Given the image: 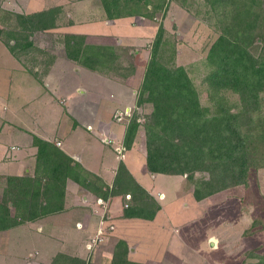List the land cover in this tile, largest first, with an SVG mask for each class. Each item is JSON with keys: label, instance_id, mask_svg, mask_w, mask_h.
I'll list each match as a JSON object with an SVG mask.
<instances>
[{"label": "crops", "instance_id": "1", "mask_svg": "<svg viewBox=\"0 0 264 264\" xmlns=\"http://www.w3.org/2000/svg\"><path fill=\"white\" fill-rule=\"evenodd\" d=\"M66 1L70 0H14L13 5L17 11L21 12L25 7L27 13H31L53 6H64ZM99 4V0H75L70 6L73 11L71 15L81 17L90 15L95 10H102L98 13H101L99 20L74 22V18L73 21L66 22L60 13L57 24L46 31L88 34L102 42L106 40L116 44L119 51L124 48L121 46L123 43H120L123 38L120 36L119 39L117 35L125 33L124 39L134 42L148 40L150 33H153L154 25L135 22V15L105 19L108 17L107 12ZM76 12L79 13L75 14ZM105 21L111 23L108 25ZM111 24L117 26V32H111ZM91 26L93 28H89ZM43 30L45 29L41 31L44 32ZM130 50L133 61L141 58L139 48ZM135 64L129 74L123 75L117 70L91 68L58 52L50 66L38 73V66L35 69L28 68L0 37V84L2 80L5 81V86L0 87L2 189L6 185L7 175L35 174L38 146L34 137L37 135L54 142L88 171L100 176L104 189L109 187L111 190V193L104 196L75 179L68 178L62 210L24 221L0 230V233L14 234L23 230L40 240L39 245L32 246L34 249L22 258L24 262L28 261L27 264H52L55 256L61 252L80 257L86 264H112L119 239H124L128 244L129 250L124 255L127 260L141 264H253L258 260V254L264 253V226L260 227V223H255L254 215L257 211L251 213L248 210L250 203L253 205L252 211L256 210L255 205L262 203L254 183L251 182V189L241 184L232 186L236 187L240 199L237 198V208L231 225H228L223 220L225 211L218 209L215 202L220 198L219 191L197 199L194 188L192 191L187 190L184 186L185 178L179 174L149 172L146 149L141 143L140 146L137 144L138 140L131 147L125 145L130 120H119L115 114L120 109L132 112V107L138 104L137 89H140L143 78L141 81L140 69ZM76 72H88L94 80L88 86L79 80H64L65 73L72 76ZM97 78L101 79L100 83H97ZM121 161L125 162L135 180L148 188L162 203L154 218L126 216L125 204L131 202L132 192L123 189L112 193ZM262 170L264 169L259 170V174ZM163 173L175 175L174 179L171 178L172 185L177 180L185 191L179 197L180 208L204 202L203 209L190 216L182 217L174 212L166 216L164 208L167 204L161 199L167 195L164 191L154 190L157 178L162 180ZM129 193L130 198L126 196ZM161 212L164 218L172 219L171 227H167L164 221L160 227L150 226L156 222ZM246 212L250 216L247 217ZM249 217L253 221H249ZM197 221L200 223H195ZM204 223L206 229L195 228V224ZM130 225L140 237L131 236L133 233L128 230ZM100 228L105 230L104 236L98 232ZM168 228L171 233H177L173 239L176 251L170 253L172 256H165V246L170 244L169 233L165 232ZM142 229L152 230V234H156L155 239L161 242V247L157 246L156 251H146L147 245L141 240L153 237L149 235V231ZM98 234L101 240L90 250L88 243L93 244ZM251 251L254 254L250 255ZM6 258L3 256V259ZM10 260L14 264L17 258L10 256Z\"/></svg>", "mask_w": 264, "mask_h": 264}, {"label": "trees", "instance_id": "2", "mask_svg": "<svg viewBox=\"0 0 264 264\" xmlns=\"http://www.w3.org/2000/svg\"><path fill=\"white\" fill-rule=\"evenodd\" d=\"M207 1L211 8L225 16L219 18L222 31L207 55L212 68L206 80L214 108L202 104L186 66L168 65L161 59V49L166 42L165 25L161 23L138 98V103L152 102L153 110L145 131L140 129L137 115L130 119L124 140L125 145L131 147L135 140L141 139L151 171L187 174L197 199L247 183L252 170L264 166V0ZM102 2L107 15L115 18L153 15L148 8L150 3L165 13L168 0ZM14 14L20 19L18 28L12 29L16 34L10 36L14 43L5 41L17 53L20 45L34 44L27 36L23 44L18 41L17 33L21 32L18 29L30 35L35 30L54 27L60 8ZM4 27L0 23V37ZM64 42L70 58L91 68L117 70L125 75L124 69L133 67V63L121 65V51L106 40L102 42L88 34L68 32L64 33ZM225 90L240 95L237 109L225 96ZM34 142L38 146L35 174L6 176L0 196V230L62 210L68 178L104 196L111 193L109 187L104 189L100 176L88 171L54 142L37 135ZM198 171H208L209 177H196ZM123 189L132 192V200L125 207L126 216L154 218L161 208L156 197L135 180L121 161L112 193ZM127 251V242L119 239L112 264H141L127 260L124 256ZM257 257L253 264H264V253ZM62 259L69 261L65 264H86L84 259L62 252L52 264H64Z\"/></svg>", "mask_w": 264, "mask_h": 264}, {"label": "rangeland", "instance_id": "3", "mask_svg": "<svg viewBox=\"0 0 264 264\" xmlns=\"http://www.w3.org/2000/svg\"><path fill=\"white\" fill-rule=\"evenodd\" d=\"M74 1L75 0L66 1L67 3H65L64 6L62 5L58 6L60 8V13L64 17V20L66 22H69L70 20L73 21L74 18H75L74 22L80 20H99V16L101 15V13L99 15L98 13L102 12V10L98 12H96L97 10H95L92 11L90 15H82L81 17H75L71 15L73 11H71L70 9L72 7V2ZM13 2L14 0H0V23L5 25L4 27L5 30L1 38H3L6 41H9L11 45L14 43V40L13 39L10 40V36H12V33L16 34L15 32H12V29L18 28V25L20 24V19L14 14L20 11L14 9L15 6L13 5ZM99 2H100L99 5L104 6L102 0H99ZM23 8H24L23 11H21L20 13L27 14V10H26L27 8L25 7ZM148 8L151 12H153V15H135L137 17V20L135 22L138 23L141 22V24L148 23L154 25L152 28L153 33H150V35L148 36V40H141V41L135 40L134 42L124 39L126 37L125 33H122L121 35H117L119 39L120 36L123 38V41L120 42L123 43V45L121 44V46L124 47L123 50L121 51V55H122L121 61L127 66L133 63V67L134 64L136 63L135 65L137 66V68L140 69L139 70L141 77L140 79L142 81L143 78L144 81V76H145L144 71L146 70V64L149 61L150 56L152 54L153 42L156 38L161 23L162 25L164 24L165 25L164 39L166 40V42L165 44H163V47L161 49V53H160L161 59L163 60V62L167 63L168 65L181 64L186 66L187 70L190 72V75L192 76L193 80L196 83L202 104L214 108L213 105L214 101L210 99L209 96L210 84L206 80V76L208 75L209 71L212 68L207 61V55L211 45L222 31L221 21H219V18L223 17L224 15L223 14L221 15V12H218V10L211 8V5L208 3L207 0H168L165 13L163 11L157 10L153 5V3H150ZM78 13L79 12H76L75 14ZM105 19L113 20L115 18L108 16L105 17ZM105 22H107L108 25L111 23V21H105ZM89 28H93V26ZM18 31H21L20 33H17L18 41H21L23 44L27 40L26 38L27 36L33 40L34 44L27 47L25 46L23 47L22 45H20V47L17 48V57L20 58L21 62L24 63L30 69H35L36 66H38L39 67V70H37L38 73L44 72L46 68L50 66L51 62L54 60L55 55H57L58 52H60V55H64V56L67 55L65 42H64V33H60V34L54 33L51 31H46V29L43 30L44 32H42L40 29V30H35L34 32H32V34L29 35V32H26L20 28L18 29ZM111 32H117L116 25L111 24ZM6 45L7 47L9 46L7 42ZM131 48H139L140 57H141L138 59L139 61L138 60L133 61L132 51L130 50ZM259 48L257 49V53H259L261 50ZM131 68L124 69L125 75L131 72L132 70ZM64 80L66 82H73L79 80L82 83H86V86H88L89 83L94 80V77L90 75L88 72H85V74L76 72L72 76H68L65 73ZM100 81L101 79L97 78V83H100ZM4 86H5V81L2 80L0 87H4ZM141 87L140 89H137V92H139L138 96L140 94ZM224 93L225 96H227V98L233 105L232 107H234V109H237L238 104L240 102V95L232 90H225ZM152 110H153V103L150 101H145L143 103H138L137 106L132 107L131 110L132 112H129V110L126 109H120L118 111H124L125 113H132L129 119H131L134 115H137L138 120L141 123L140 129L145 131L146 130L145 124L146 121L149 119V115L152 112ZM140 140L137 141V144L139 146H140ZM141 145L143 146V143ZM260 169H264V166L258 169L254 168L252 170L253 173H251L248 182L241 183V185L245 186L247 189H251L253 187V186L250 187L252 182L254 183L255 185L254 187L256 188V190H258L257 192L259 193L258 195H260L262 198V203L255 205L256 206L254 207V209H256L255 211H252L253 205L250 203L248 210L251 213L257 211V214H255L254 216L256 217V219L260 220V222L255 219L256 221L255 223L256 224L260 223L258 226L263 227L264 226V170H262L263 172L259 174ZM148 170L151 173H156L151 171L149 167ZM179 176L185 178V185H184L185 188L187 190L192 191L194 185H192V183L188 180L189 178L187 174H179ZM161 177H163L162 180H159V178H157V182L154 187V190L164 191L165 194L167 195L166 197L161 199L164 203L167 204L164 208V213H166V216L171 215L173 212L178 216L182 215V217L190 216L197 213V210L203 209L204 202L195 203L194 205L189 206L188 208H180L179 197L185 193L184 189L178 184L177 180H175L174 186L172 185L171 178L174 179L175 175L164 174V176ZM196 177L208 178L209 172L198 171L196 172ZM230 187L221 190L222 192L219 191L221 193L219 195L220 198H217L215 201L217 202V208L225 211L224 213L225 217L223 218V220L228 225H231L230 224L232 221L231 219H233L235 210L237 208V198L240 199L236 187H232V188ZM146 189L148 190V188ZM1 192H2V186H0V196L2 194ZM160 204L162 207V203ZM125 205H127V203ZM245 214L247 215V217L250 216V214L247 212ZM261 214H263V217L261 216ZM163 216L164 214L163 212H161L156 222H154V224H151L150 226L160 227L161 222L164 221L167 227H171L172 219L164 218ZM250 219L251 218L249 217V221ZM251 220L253 221V219ZM195 223H200V221H197ZM192 225H190V227ZM195 228L204 230L206 229V225L205 223L195 224ZM100 229L101 230H99L98 232L101 233L102 236H104L105 230H102V228ZM128 230L133 233L131 236L140 237V234L133 232L132 225L128 227ZM18 231L14 234L7 232L0 233V264H11L10 256H15L17 258L14 264H27L28 261L24 262L22 258H25L28 252L34 249V247L32 246H36V244L39 245L40 240L34 239L32 237L33 235L31 236V234L27 232H23V230L20 232ZM142 231H149V235L153 237V239L149 238L147 240H141L142 243L147 245L145 247L146 251L149 252L156 251L157 246L158 248L161 247L160 246L161 242L155 239L156 234L155 235L152 234L151 232L152 230L142 229ZM165 232L169 233V237H170V244L165 246L167 248V250L165 251V256H172V254L170 253H174V251H176L173 247V239L176 237L177 233H171L169 228L165 229ZM98 236L100 237V235ZM99 240L101 239H98L96 242H94L92 247L90 243H88V248L92 250L94 246H96L97 243L100 242ZM3 256L7 258L3 259ZM62 260L61 262L64 264L69 262L67 261V259H64L63 261Z\"/></svg>", "mask_w": 264, "mask_h": 264}, {"label": "built area", "instance_id": "4", "mask_svg": "<svg viewBox=\"0 0 264 264\" xmlns=\"http://www.w3.org/2000/svg\"><path fill=\"white\" fill-rule=\"evenodd\" d=\"M131 116V113H125L124 111H119V112H117L116 114H115V117L116 118H118L119 120H121V119H129V117ZM127 117V118H126ZM127 119V120H128ZM130 120V119H129ZM128 120V121H129ZM127 196L130 198V193L129 194H127ZM127 205H128V203H127ZM99 235V234H98ZM97 235V237L95 238V241L94 242H96L98 239H101L99 236ZM92 245L93 244H91V247H92Z\"/></svg>", "mask_w": 264, "mask_h": 264}]
</instances>
